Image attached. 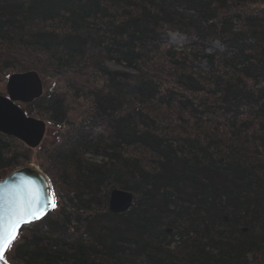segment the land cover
Segmentation results:
<instances>
[{
    "label": "trees",
    "instance_id": "1",
    "mask_svg": "<svg viewBox=\"0 0 264 264\" xmlns=\"http://www.w3.org/2000/svg\"><path fill=\"white\" fill-rule=\"evenodd\" d=\"M26 72L68 81L26 105L63 131L0 134V180L35 159L56 207L6 264H264V0H0V73Z\"/></svg>",
    "mask_w": 264,
    "mask_h": 264
},
{
    "label": "water",
    "instance_id": "2",
    "mask_svg": "<svg viewBox=\"0 0 264 264\" xmlns=\"http://www.w3.org/2000/svg\"><path fill=\"white\" fill-rule=\"evenodd\" d=\"M43 91L42 78L37 72L11 75L7 81V96L0 94V134L23 142L30 149L39 148L44 140L47 125L44 121L29 116L19 103H33L43 96ZM29 184L33 189L38 190L40 206L43 210L39 218L32 220L33 223L49 212L52 208L49 206L50 201L54 199L50 182L43 172L34 165L16 170L0 181V193L3 194L6 204L11 189ZM132 202L133 195L130 192L115 189L110 195L109 208L113 214H121L130 209ZM31 223H23L19 229Z\"/></svg>",
    "mask_w": 264,
    "mask_h": 264
},
{
    "label": "snow or ice",
    "instance_id": "3",
    "mask_svg": "<svg viewBox=\"0 0 264 264\" xmlns=\"http://www.w3.org/2000/svg\"><path fill=\"white\" fill-rule=\"evenodd\" d=\"M50 207H56L55 200L50 201ZM38 190L30 184L11 189L6 204L3 194L0 193V262L4 261V252L18 235L21 224L31 223L42 214Z\"/></svg>",
    "mask_w": 264,
    "mask_h": 264
},
{
    "label": "rangeland",
    "instance_id": "4",
    "mask_svg": "<svg viewBox=\"0 0 264 264\" xmlns=\"http://www.w3.org/2000/svg\"><path fill=\"white\" fill-rule=\"evenodd\" d=\"M169 41H170V43L172 45L180 46V45H183L186 42V39L183 36H181L180 33H177V32H169ZM218 47H219L218 43H215L214 45L211 46L210 50H214L215 48H218ZM105 66H107L112 71H125V69H124L123 66L118 65V64H116L114 62H107L105 64ZM9 77H6L3 73L2 74L0 73V91L1 92L6 93V83H7L8 79H9ZM41 78H42V82H43V86H44L43 94L46 91H50L52 89V87H55V89H57V90L60 89L63 92H66L67 91V88H66V86L64 84H65V82H68V81H63V80L58 79V78L57 79L56 78L50 79V78H46V77H41ZM62 79H63V77H62ZM85 79L86 78H82V77H79V76H71L69 81H71V80L72 81L77 80V81L81 82V81H83ZM83 101H85V100H78L76 102V100H74L72 98L69 99V103H67V104L69 106L68 108H69V111H70V117L72 119H75L76 117H77V120H81V119H84L85 118L84 117V114H83V110L85 111V109L87 107L84 109L83 106L86 105V104L81 105V103ZM20 106L23 108V110L25 112L28 110V108L26 107V105L23 104V105H20ZM90 109H91V107H88V109H86V111L84 113L86 114L87 112L91 111ZM33 118H35V117H33ZM62 131H63V129L54 128L53 126L48 125L47 131H46V135H45V138H44L45 140H43L44 143L46 144V143L49 142V144H50L52 141L54 142L55 138H57V136H58V133L61 134ZM20 143H21V141H20ZM32 150H34V154H36V151H35L36 149H32ZM30 165L36 166L42 172V170L35 163V159L33 160V162L31 164H28L26 166H30ZM26 166H24V167H26ZM24 167H22V168H24ZM4 179H2V180H4ZM60 196L63 197V193H61ZM53 198H54V195H53ZM61 200H62V202H64L63 201V198ZM27 226H29V225H27Z\"/></svg>",
    "mask_w": 264,
    "mask_h": 264
},
{
    "label": "flooded vegetation",
    "instance_id": "5",
    "mask_svg": "<svg viewBox=\"0 0 264 264\" xmlns=\"http://www.w3.org/2000/svg\"><path fill=\"white\" fill-rule=\"evenodd\" d=\"M0 94H1V95H4V96H7V83H6V93L0 91ZM19 105H23V104L19 103ZM24 105H25V104H24Z\"/></svg>",
    "mask_w": 264,
    "mask_h": 264
}]
</instances>
